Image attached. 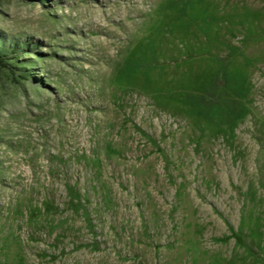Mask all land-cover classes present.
Here are the masks:
<instances>
[{
    "label": "rangeland",
    "instance_id": "1",
    "mask_svg": "<svg viewBox=\"0 0 264 264\" xmlns=\"http://www.w3.org/2000/svg\"><path fill=\"white\" fill-rule=\"evenodd\" d=\"M0 264H264V0H0Z\"/></svg>",
    "mask_w": 264,
    "mask_h": 264
}]
</instances>
